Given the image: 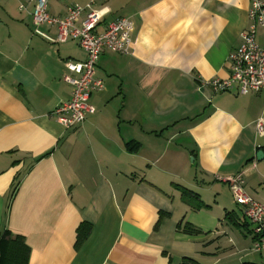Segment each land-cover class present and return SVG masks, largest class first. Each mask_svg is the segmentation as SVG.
<instances>
[{"label": "crops", "instance_id": "0c3cea01", "mask_svg": "<svg viewBox=\"0 0 264 264\" xmlns=\"http://www.w3.org/2000/svg\"><path fill=\"white\" fill-rule=\"evenodd\" d=\"M88 2L48 0V12L65 16ZM250 3L95 0V30L129 17L132 44L127 54L99 55L104 88L69 129L52 111L71 98L65 62L84 61L85 51L74 39L33 33L58 35L55 25L36 26L17 0H0V231L24 238L26 264H180L183 256L264 264L225 180L240 174L264 203V132L254 126L264 96L208 84L230 74ZM256 36L262 42L264 31Z\"/></svg>", "mask_w": 264, "mask_h": 264}, {"label": "built area", "instance_id": "2783aa9c", "mask_svg": "<svg viewBox=\"0 0 264 264\" xmlns=\"http://www.w3.org/2000/svg\"><path fill=\"white\" fill-rule=\"evenodd\" d=\"M18 10L31 14L36 26L43 23L55 25L57 37L50 38L35 29L33 33L39 34L50 42H66L68 38L76 40L85 51V60L65 62L68 70L62 80L72 88L71 98L61 102L54 110L57 121L66 128L78 126L83 123L86 115L94 111L89 104L91 93L104 88L102 79L95 75V67L99 55L107 49L118 54L129 53L132 44L133 21L129 17H118L110 21L104 31L95 29L102 14L93 8L95 0L84 5H73L65 16H54L48 12V0H17ZM248 11L250 22L241 33V43L234 48L228 56L230 74L226 78L214 77L208 81L215 92L231 91L235 85L238 94L245 95L250 92H261L264 96V40L257 39L258 29L264 31V0H251ZM84 13L80 25L76 22ZM264 100V98H263ZM261 115L256 120V132H264V105ZM229 182L231 196L235 204L242 208L243 216L252 224L253 246L252 250H264V203L257 202L244 189L241 175L225 178Z\"/></svg>", "mask_w": 264, "mask_h": 264}, {"label": "trees", "instance_id": "16d2710c", "mask_svg": "<svg viewBox=\"0 0 264 264\" xmlns=\"http://www.w3.org/2000/svg\"><path fill=\"white\" fill-rule=\"evenodd\" d=\"M16 183L14 186H16ZM231 213L233 214V211L226 213L225 217ZM245 225L248 226V222L245 223ZM90 229L91 226L87 223L78 227L76 246H79L83 242L87 234H89ZM183 231L193 234H198L200 232L198 229L191 227L188 224L184 225ZM249 232H252V230ZM28 249L29 246L21 235H13L8 229H2L0 231V264H26L29 257ZM180 264L201 263L192 257L183 256Z\"/></svg>", "mask_w": 264, "mask_h": 264}, {"label": "water", "instance_id": "95a60500", "mask_svg": "<svg viewBox=\"0 0 264 264\" xmlns=\"http://www.w3.org/2000/svg\"><path fill=\"white\" fill-rule=\"evenodd\" d=\"M263 152L262 151H258L257 152V157L260 158V156H262Z\"/></svg>", "mask_w": 264, "mask_h": 264}, {"label": "rangeland", "instance_id": "374dc122", "mask_svg": "<svg viewBox=\"0 0 264 264\" xmlns=\"http://www.w3.org/2000/svg\"><path fill=\"white\" fill-rule=\"evenodd\" d=\"M234 202V201H233ZM234 204H235V202H234Z\"/></svg>", "mask_w": 264, "mask_h": 264}]
</instances>
